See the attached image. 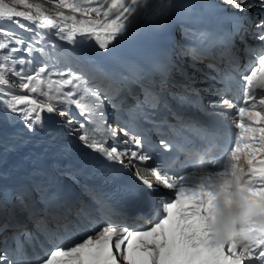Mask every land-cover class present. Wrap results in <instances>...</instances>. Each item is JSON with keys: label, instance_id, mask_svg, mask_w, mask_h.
Masks as SVG:
<instances>
[{"label": "snow or ice", "instance_id": "snow-or-ice-1", "mask_svg": "<svg viewBox=\"0 0 264 264\" xmlns=\"http://www.w3.org/2000/svg\"><path fill=\"white\" fill-rule=\"evenodd\" d=\"M48 3L55 9L54 16L47 14ZM153 3L157 7L149 8ZM223 3L236 12L254 11L259 17L250 33L258 43L252 46L240 36L248 57L242 68L233 63L234 37L242 23L234 26L225 41L218 25L202 26L207 21L204 14L193 12L192 0H0V24L7 21L22 30L0 27V109L17 114L30 133L43 130L45 113L67 117V125L85 148L99 153L104 161L123 165L127 160L138 169L134 188L146 200H151L156 189L139 169L150 160L153 166L143 167V171L169 190L159 208L150 205L154 209L151 216L139 213L148 223L146 228L110 219V205L95 195L91 197L97 206L95 216L85 207L75 212L73 221H68L70 213L59 203L58 191L42 198L39 209L29 208L21 197L19 203L29 219L39 216L48 247L42 256L27 261L14 260L7 249L2 250L0 264H264V0ZM201 7L211 10L215 6ZM169 17L181 27L184 43L178 46L179 55L190 58L196 70H200L198 64L208 61L205 66L220 73L222 88L217 93L221 98L208 101L210 108L220 111L208 114L227 120L229 131L214 137L206 129L198 130L209 148L222 149L219 158H213L217 167L200 172H186L183 167L173 170L164 158L153 154L158 149L144 134L150 129L140 126L152 125L163 136L160 129L167 120L154 117L160 109H168L164 93L169 88L170 62L141 65L117 52L119 45L133 37L141 19L164 21ZM52 36L83 51L54 44ZM54 54L64 58L62 69H55ZM97 58L111 60L117 67L109 70ZM218 61L226 63L227 69L222 71ZM9 76L16 78L14 82L25 94L9 90ZM234 89L238 100L228 96ZM192 91L199 95L198 90ZM168 94L186 99L179 93ZM101 96L118 112L125 111L127 119L118 116L115 127L108 125ZM73 105L87 125L77 120ZM97 119L106 125L102 136L92 127ZM74 124L78 126L71 127ZM118 129L127 137L121 143L133 147L117 145ZM172 132L179 135L175 127ZM225 135L227 143L223 142ZM160 143L165 150H184L171 140L162 138ZM250 209L255 215L249 218L245 214ZM8 227L7 223L0 225V231ZM237 233L246 234L250 243L241 246L235 240ZM13 238L18 249L22 248L20 237Z\"/></svg>", "mask_w": 264, "mask_h": 264}, {"label": "bare ground", "instance_id": "bare-ground-1", "mask_svg": "<svg viewBox=\"0 0 264 264\" xmlns=\"http://www.w3.org/2000/svg\"><path fill=\"white\" fill-rule=\"evenodd\" d=\"M166 21L167 20L152 21V23L161 31L162 28H165L164 25ZM125 42L121 45H124ZM71 49L80 52L76 46L71 45ZM100 51L102 52L103 50ZM9 82L11 81L9 80ZM87 99L91 98L89 97ZM59 123L64 126L65 131L62 129L64 134L68 135L66 132L67 123L65 121H60ZM17 129L23 131L22 139L15 142L17 148L12 149L8 154L7 160L3 162L0 161V169L11 178V183L9 185L0 183V193L6 188H15L26 183L27 180L23 172L24 169H34V171H31L32 174L36 171L46 173L49 170H53V168H56L58 171L64 169V164L61 162L59 156L63 153L66 145L61 143L59 138L56 136H46L43 130L39 129L37 130V134L36 132L30 133L25 127L18 126ZM52 137H55L54 142L51 141ZM67 137L72 139L71 136ZM33 207L39 209L35 199H33L32 203L29 205V208Z\"/></svg>", "mask_w": 264, "mask_h": 264}, {"label": "rangeland", "instance_id": "rangeland-1", "mask_svg": "<svg viewBox=\"0 0 264 264\" xmlns=\"http://www.w3.org/2000/svg\"><path fill=\"white\" fill-rule=\"evenodd\" d=\"M6 2H10V0H6ZM16 7L18 8V10H24L19 6ZM142 29H146L149 32L152 30V27H146L144 24ZM66 49H70V46H68ZM177 53L179 55V49ZM185 62L187 63V60L181 61V64L185 65ZM188 65L189 64H187L186 66ZM104 86H106V83ZM18 125L24 126V123L19 119V116L17 114L9 113L4 111L3 109H0V160L2 161L7 160L8 154L14 148V145H12V140L19 141L22 139L21 129L15 130V127Z\"/></svg>", "mask_w": 264, "mask_h": 264}, {"label": "clouds", "instance_id": "clouds-1", "mask_svg": "<svg viewBox=\"0 0 264 264\" xmlns=\"http://www.w3.org/2000/svg\"><path fill=\"white\" fill-rule=\"evenodd\" d=\"M245 215H246V217L250 218L253 215H255V211L250 209V210H248V212ZM235 240L238 241L241 244V246L247 245V244L250 243L249 237L246 234H243V233H237L236 236H235Z\"/></svg>", "mask_w": 264, "mask_h": 264}]
</instances>
